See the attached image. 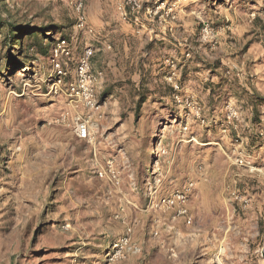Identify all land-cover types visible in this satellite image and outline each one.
I'll return each instance as SVG.
<instances>
[{
	"label": "rangeland",
	"instance_id": "1",
	"mask_svg": "<svg viewBox=\"0 0 264 264\" xmlns=\"http://www.w3.org/2000/svg\"><path fill=\"white\" fill-rule=\"evenodd\" d=\"M76 2L0 0V21L53 37L24 35L35 60L19 70L0 30V264H264V0H147L137 24L123 20L124 0H85L83 29ZM62 38L71 71L97 49L92 144L62 122L64 84L51 92ZM169 78L202 108L205 123L191 119L186 134ZM110 163L119 186L98 176ZM190 181L191 224L152 205L150 184L160 197ZM124 237L141 252L111 261Z\"/></svg>",
	"mask_w": 264,
	"mask_h": 264
},
{
	"label": "built area",
	"instance_id": "2",
	"mask_svg": "<svg viewBox=\"0 0 264 264\" xmlns=\"http://www.w3.org/2000/svg\"><path fill=\"white\" fill-rule=\"evenodd\" d=\"M146 1L147 0H124L120 7L123 20L137 24L139 22V14L144 10V3ZM84 2L85 0H77L75 4L76 10L80 13L77 23L78 29H83L86 24L85 17L82 15ZM147 10L149 14L157 15L161 7L156 8L155 12L150 8H147ZM96 53L97 49L94 46L87 45L84 47L82 54L76 62L74 71H71L74 51L69 39H57L53 45L51 55V62L54 72L56 73L51 92L54 91L56 95H59L61 85L64 84L65 86V90H61V94H63L66 99V110L62 116V122L65 123L68 121L67 123L72 126L78 140L91 144L95 143L98 139L100 127L97 118L103 109V104L100 101L103 75L101 72L94 70L93 67ZM168 81L174 89L175 100L179 104L184 105L185 109L189 111V113L185 115V122L181 125L180 131L183 134L190 131L191 119H195L201 122V124H204L205 120L202 116V108L195 105L190 98H184V96L180 95L182 88L175 79L169 78ZM230 111L232 118L238 120L239 113L236 109L230 107ZM156 152L159 156L163 157L170 155L168 147L163 144L162 140L156 145ZM237 164L243 165L244 161L238 160ZM107 168V171H98V176L100 178L109 177L115 186H119L121 183L120 177L114 165L110 163ZM160 182L161 181L158 180L156 184L158 185ZM194 187L195 183L190 181L183 189H178L167 195L156 197L157 189H154L152 184H150L149 196L152 199L153 206H157L165 211L175 212L176 217L184 218L189 225L192 223V218L189 214L188 204L190 194ZM134 189H137L135 184ZM128 231L131 232V229ZM140 252V247L134 245L129 237H124L113 246L110 260H123L130 254H138Z\"/></svg>",
	"mask_w": 264,
	"mask_h": 264
},
{
	"label": "trees",
	"instance_id": "3",
	"mask_svg": "<svg viewBox=\"0 0 264 264\" xmlns=\"http://www.w3.org/2000/svg\"><path fill=\"white\" fill-rule=\"evenodd\" d=\"M7 27V34H6V39L8 40L7 42L10 44L12 50H16L18 51V54L23 58V61H18L16 58V54L14 53V55H10L11 59L9 58V64L15 66L16 69H24L27 68L31 62H33L35 59V57L28 55L29 53V49H25L24 47V35L26 36L25 30L23 29L21 26H15L14 24L10 25L8 23H6L5 21H0V30H4V28ZM44 30L43 29H37L36 32L32 31L29 33V36H31L32 38L35 39V42H33V44L35 46L38 45L37 41L39 39V36L42 34L44 36H49L47 37L49 39V41L53 40V37H50V35H46L44 34ZM23 34V35H22ZM18 44V47H20L19 49H17L15 46ZM40 50H42V52L44 54H48L49 52V46L48 47H40ZM15 56V57H14ZM12 67V66H10ZM142 101L140 102L139 107L141 106Z\"/></svg>",
	"mask_w": 264,
	"mask_h": 264
},
{
	"label": "crops",
	"instance_id": "4",
	"mask_svg": "<svg viewBox=\"0 0 264 264\" xmlns=\"http://www.w3.org/2000/svg\"><path fill=\"white\" fill-rule=\"evenodd\" d=\"M102 92V91H101Z\"/></svg>",
	"mask_w": 264,
	"mask_h": 264
}]
</instances>
